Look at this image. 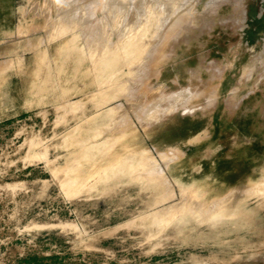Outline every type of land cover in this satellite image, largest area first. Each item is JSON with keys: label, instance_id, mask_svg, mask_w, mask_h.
<instances>
[{"label": "rangeland", "instance_id": "rangeland-1", "mask_svg": "<svg viewBox=\"0 0 264 264\" xmlns=\"http://www.w3.org/2000/svg\"><path fill=\"white\" fill-rule=\"evenodd\" d=\"M134 1L0 0V264H264V0Z\"/></svg>", "mask_w": 264, "mask_h": 264}, {"label": "bare ground", "instance_id": "bare-ground-1", "mask_svg": "<svg viewBox=\"0 0 264 264\" xmlns=\"http://www.w3.org/2000/svg\"><path fill=\"white\" fill-rule=\"evenodd\" d=\"M87 1H88V0H77V5H76V6H81V4L87 3ZM111 1H112V0H109V3H110ZM151 1H153V2L156 3V4H157V2H158V1H156V0H155L156 2H155L154 0H151ZM162 1H163V0H162ZM170 1H171V0H170ZM170 1L168 0L169 3H170ZM184 1H185V0H184ZM159 2H160V4H159L160 6L157 5V6L159 7L158 11H159V10H162L164 7H166V5H169V3H165L164 1H163V2H164V3H163V2H161V0H160ZM159 2H158V3H159ZM166 2H167V1H166ZM161 3L163 4V6H161V5H162ZM75 4H76V3H75ZM143 4H146V3H143ZM143 4H142V0H141V2H140V1H134V2H131V6H132V8H133L134 10L136 9V12L139 10V8L145 9V12H146V9H147V6H148V5L146 4L147 6H146V5L144 6ZM150 4H153V3L151 2ZM165 4H166V5H165ZM210 4H211V3H210ZM142 6L145 7V8H143ZM149 6H150V5H149ZM149 6H148V7H149ZM85 7H86V6H85ZM162 7H163V8H162ZM168 8H169V7L167 6V8H165V9L167 10ZM148 11H149V9H148ZM158 11H157V12H158ZM182 11H184V10H181V12H182ZM143 12H144V11H143ZM150 12H151V11H150ZM157 12H156V14H158ZM159 12H160V11H159ZM146 13H147V12H146ZM179 13H180V12H179ZM147 14H148V13H147ZM149 15H150V14H149ZM151 15H153V14H151ZM154 16H155V15H154ZM179 16H180L181 18L183 17V16H181V14H180ZM156 17H157V15H156ZM160 17H161V16H160ZM180 17H178V18L176 17V18H177V19H180ZM153 18H154V17H153ZM159 21H160V20H159ZM161 21H162V20H161ZM161 21H160V22H161ZM176 21H178V20H176ZM153 22H155V24H156V21H153ZM153 22H152V23H153ZM157 22H158V21H157ZM160 22H159L158 24H160ZM172 22H173V21H172ZM178 22H179V21H178ZM178 22H177L176 24L179 26L180 24H178ZM179 23H180V22H179ZM150 24H151V23H150ZM153 24H154V23H153ZM173 25H174V24H173ZM152 26H153V25H152ZM171 26H172V25H171ZM155 27H156V26H155ZM164 27H165V26H164ZM175 27H177V26H176V25H175V26H172V27H171V31H172V29H174ZM91 28L95 30V29L98 28V26H97V24H94V25L91 26ZM157 28H158V25H157ZM165 28H166V27H165ZM169 30H170V28H169V29H166V32H164V34H165V33H166V34H165V36L162 37V38H166V37H167V31H169ZM163 31H164V29H163ZM161 34H162V32H161ZM161 34H160V35H161ZM160 40H161V39H160ZM106 48H107V47H106ZM117 48H118V47H117ZM117 48H116V49H117ZM107 49H108V48H107ZM110 49H111V48H110ZM110 49H109V50H110ZM113 50H114V49H113ZM118 50H119V49H118ZM107 51H108V50H107ZM116 51H117V50H116ZM109 52H110V51H109ZM116 53H117V52H116ZM111 54H113V53L111 52ZM114 56H115V55H114ZM187 90H188V89H187ZM187 90H186L185 92L189 93L190 89H189V91H187ZM190 93H191V92H190Z\"/></svg>", "mask_w": 264, "mask_h": 264}]
</instances>
